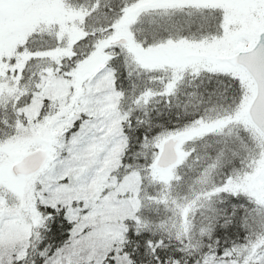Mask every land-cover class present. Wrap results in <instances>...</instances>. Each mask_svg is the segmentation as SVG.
Here are the masks:
<instances>
[{"label":"snow or ice","instance_id":"snow-or-ice-1","mask_svg":"<svg viewBox=\"0 0 264 264\" xmlns=\"http://www.w3.org/2000/svg\"><path fill=\"white\" fill-rule=\"evenodd\" d=\"M0 264H264V0H0Z\"/></svg>","mask_w":264,"mask_h":264}]
</instances>
